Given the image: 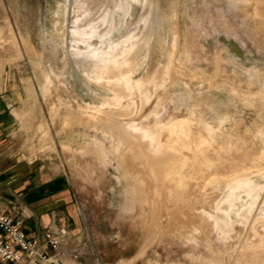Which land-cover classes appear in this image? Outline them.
<instances>
[{"label": "rangeland", "instance_id": "obj_1", "mask_svg": "<svg viewBox=\"0 0 264 264\" xmlns=\"http://www.w3.org/2000/svg\"><path fill=\"white\" fill-rule=\"evenodd\" d=\"M125 50L131 98L113 105L83 52ZM86 105L128 107L125 121L184 160V183L155 178L137 148L119 158ZM185 118L182 142L159 125ZM241 175L260 189L249 210L244 192L225 202L224 181ZM38 177L64 180L81 223L80 243L50 230L59 264L65 249L86 264H264V0H0V189L14 195L4 212L27 216Z\"/></svg>", "mask_w": 264, "mask_h": 264}, {"label": "bare ground", "instance_id": "obj_2", "mask_svg": "<svg viewBox=\"0 0 264 264\" xmlns=\"http://www.w3.org/2000/svg\"><path fill=\"white\" fill-rule=\"evenodd\" d=\"M138 45L139 43H136L133 47L136 48ZM133 47L131 46V48ZM129 51L130 50H125L121 57L114 60L104 54L96 53L93 56L87 51L83 52L86 53V57L90 59L88 63V73L91 78L97 82L104 81V87L114 93V99L112 102L113 105H119L120 101L127 97L132 89L133 82L127 75L133 70L135 64L128 57L130 55ZM134 84L138 89H142V87L146 84V81L138 80ZM141 94L144 102H148L149 98L147 95L145 93ZM78 110L83 112L90 111V113H92L88 115L89 120L87 123L95 129L100 130L103 134L109 135L113 139L114 149L119 158L124 155L127 149L137 148L143 154V157L145 158L155 178L163 177L165 180L175 182L179 186L184 183L182 178V166L184 164V160L170 156L168 153L170 151L164 148V146L155 139L154 132L151 127L136 124L131 120L125 121L123 118L128 115V107L122 109L121 111L110 110L105 112L101 108L86 105L79 106ZM189 123L190 120L185 118L171 119L167 123H159V125H161L160 127L166 128L167 131L169 130L170 133H173L178 138L179 142H182V138H189L190 136V132L186 129ZM206 128L210 132L211 128L208 125H206ZM207 142L208 141L206 139L201 137L196 140L198 145L205 144ZM89 150H92L96 157L100 160L103 161L105 159L104 149L101 144L96 143L95 146ZM221 183L222 182L218 179L212 181V184L216 186H219ZM224 185L227 189L225 202L230 206L232 205L230 199H236L240 192L246 193L250 198V201L247 203L248 210L255 205L260 189L258 185L246 176L241 175L225 180ZM131 195L133 202H138L141 199L140 183H137V185L132 188ZM218 209L221 210V208ZM208 216L213 218V216L209 214ZM222 221L225 225L230 223L227 216L224 217Z\"/></svg>", "mask_w": 264, "mask_h": 264}, {"label": "crops", "instance_id": "obj_3", "mask_svg": "<svg viewBox=\"0 0 264 264\" xmlns=\"http://www.w3.org/2000/svg\"><path fill=\"white\" fill-rule=\"evenodd\" d=\"M59 178L46 180L43 177H38L39 185L26 195V200L33 201V204L25 209L26 217L20 215L23 220V229L31 238H35L43 244L47 230L56 231L58 227L64 228L68 229L74 240L80 243L82 241L80 233L81 223L74 214L70 190L64 180ZM9 186V190L0 189L1 211L9 212L8 204L14 199L11 190L12 184L7 187ZM59 208H63L64 216H57ZM68 251L65 249L60 258L63 264H80L82 262L86 264V258L83 255L79 257L78 261L68 258Z\"/></svg>", "mask_w": 264, "mask_h": 264}, {"label": "built area", "instance_id": "obj_4", "mask_svg": "<svg viewBox=\"0 0 264 264\" xmlns=\"http://www.w3.org/2000/svg\"><path fill=\"white\" fill-rule=\"evenodd\" d=\"M60 249V237L53 231L45 232L42 244L24 231L20 217L0 210V264H59ZM69 257L79 260L77 253Z\"/></svg>", "mask_w": 264, "mask_h": 264}]
</instances>
